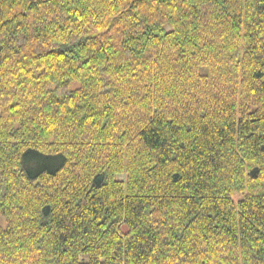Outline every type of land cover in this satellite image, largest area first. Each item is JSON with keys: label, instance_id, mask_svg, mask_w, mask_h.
<instances>
[{"label": "trees", "instance_id": "trees-1", "mask_svg": "<svg viewBox=\"0 0 264 264\" xmlns=\"http://www.w3.org/2000/svg\"><path fill=\"white\" fill-rule=\"evenodd\" d=\"M0 264H264V0H0Z\"/></svg>", "mask_w": 264, "mask_h": 264}, {"label": "rangeland", "instance_id": "rangeland-1", "mask_svg": "<svg viewBox=\"0 0 264 264\" xmlns=\"http://www.w3.org/2000/svg\"><path fill=\"white\" fill-rule=\"evenodd\" d=\"M237 199V198H236Z\"/></svg>", "mask_w": 264, "mask_h": 264}]
</instances>
